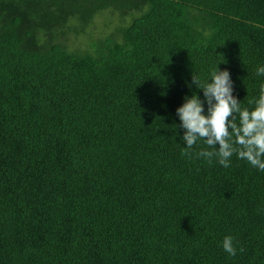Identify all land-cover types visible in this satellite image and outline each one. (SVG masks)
Segmentation results:
<instances>
[{
  "label": "trees",
  "instance_id": "1",
  "mask_svg": "<svg viewBox=\"0 0 264 264\" xmlns=\"http://www.w3.org/2000/svg\"><path fill=\"white\" fill-rule=\"evenodd\" d=\"M217 67L253 109L264 0H0V264H264V171L181 154Z\"/></svg>",
  "mask_w": 264,
  "mask_h": 264
},
{
  "label": "clouds",
  "instance_id": "2",
  "mask_svg": "<svg viewBox=\"0 0 264 264\" xmlns=\"http://www.w3.org/2000/svg\"><path fill=\"white\" fill-rule=\"evenodd\" d=\"M256 74L264 75V67H258ZM210 75L211 80L203 82L194 74L192 76V83L203 91L204 100L194 94L186 97L177 109L180 127L185 130L182 139L186 146L181 154L191 157L190 150L203 140L207 148L195 153L197 158L202 157L208 163L217 158L220 165L228 168L235 155L264 171V85L260 87L255 107L249 110L242 108L241 102L233 95L234 82L228 70L217 67ZM222 247L230 256H236L237 248L232 236L223 239ZM239 250L244 251L243 248Z\"/></svg>",
  "mask_w": 264,
  "mask_h": 264
},
{
  "label": "rangeland",
  "instance_id": "3",
  "mask_svg": "<svg viewBox=\"0 0 264 264\" xmlns=\"http://www.w3.org/2000/svg\"><path fill=\"white\" fill-rule=\"evenodd\" d=\"M117 18H115L114 15L111 16L110 15H98L95 21V25L99 28L102 29L104 31H106V29L110 26V24L116 25L118 22L116 20ZM94 24H92L90 26V28L92 29L94 26ZM94 29V28H93ZM88 41V36H84V38L82 39L83 43H86Z\"/></svg>",
  "mask_w": 264,
  "mask_h": 264
}]
</instances>
